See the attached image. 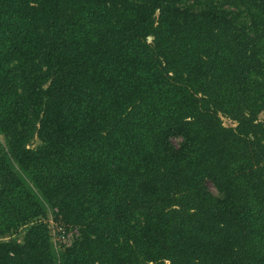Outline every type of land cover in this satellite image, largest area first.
Instances as JSON below:
<instances>
[{"label":"trees","instance_id":"1","mask_svg":"<svg viewBox=\"0 0 264 264\" xmlns=\"http://www.w3.org/2000/svg\"><path fill=\"white\" fill-rule=\"evenodd\" d=\"M0 264H264V0H0Z\"/></svg>","mask_w":264,"mask_h":264},{"label":"built area","instance_id":"2","mask_svg":"<svg viewBox=\"0 0 264 264\" xmlns=\"http://www.w3.org/2000/svg\"><path fill=\"white\" fill-rule=\"evenodd\" d=\"M52 242L56 250L71 245L78 236L77 228H65L60 223L54 222L52 218L48 220Z\"/></svg>","mask_w":264,"mask_h":264},{"label":"rangeland","instance_id":"3","mask_svg":"<svg viewBox=\"0 0 264 264\" xmlns=\"http://www.w3.org/2000/svg\"><path fill=\"white\" fill-rule=\"evenodd\" d=\"M223 124H224L226 127H229V126H233V125H234L230 120H228V119H226V118H223ZM172 142H173L174 145H177L178 142H179V140H177V139H173ZM209 189H210V191H211L213 194H216L215 189H214L210 184H209Z\"/></svg>","mask_w":264,"mask_h":264},{"label":"water","instance_id":"4","mask_svg":"<svg viewBox=\"0 0 264 264\" xmlns=\"http://www.w3.org/2000/svg\"><path fill=\"white\" fill-rule=\"evenodd\" d=\"M151 38L150 37H148V40H150Z\"/></svg>","mask_w":264,"mask_h":264}]
</instances>
